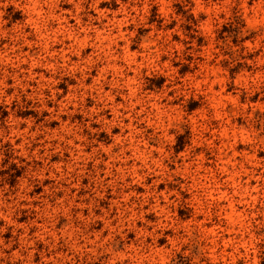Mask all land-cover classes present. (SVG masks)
I'll return each mask as SVG.
<instances>
[{
	"label": "rangeland",
	"instance_id": "374dc122",
	"mask_svg": "<svg viewBox=\"0 0 264 264\" xmlns=\"http://www.w3.org/2000/svg\"><path fill=\"white\" fill-rule=\"evenodd\" d=\"M121 2L124 5L129 4V0ZM147 2L152 6L147 23L139 28L135 24L121 27L120 32L129 34L135 32L136 35L131 37L132 43L127 53L124 52V44L129 36L125 35L116 41L119 45L116 51L123 60L112 64L110 71L115 75L122 71L126 63L132 65V61L135 60V65H144L141 72L148 86L143 87V93L160 96L167 86L174 90L167 92L169 97L180 94L177 101L163 105V111L166 112V116L162 117L163 123L153 121L151 112L148 113V123L153 124L149 133L158 131L159 135L164 137L165 154L172 152L175 162L165 161L167 171L160 175L153 173L146 176L145 172L150 171V165L144 172L137 171L135 175L129 174L120 180L121 164L116 163L112 171H109L108 160L111 158L107 157L105 152V165L99 176L88 175L80 178L79 183L83 188L75 186L77 184L75 178L71 180V187L67 181L61 180L55 201L49 200L45 194V188L54 184V181L46 179L41 187L29 179V185L35 184L31 191H27V196L34 201L32 211L31 213L22 211L18 215L13 214L11 218L17 224L30 226L28 232L33 237L38 232L46 236L53 232L61 234L67 232L69 235L80 236L82 238L80 241L74 240L69 245L75 251H79L85 242L93 241L105 250L104 244L112 234V229H122L116 239H126L127 248L112 252L107 261L127 251L130 257L128 264H233L237 247L246 243L254 244L259 249V254L264 256V63H262L264 29L252 38V43L259 45L261 52L248 57L253 61V66H249L243 63L242 56L239 60L236 56H230L227 60L221 59L222 56H228L231 45L237 44L236 40L229 44L231 33L227 26L228 12L224 8V0H204V11L197 13L199 19L188 16L190 21L188 24L181 23L179 19L185 15L182 5L173 3L172 9L179 11L176 12L177 18L168 25L164 24V18L160 13L161 10L167 12L169 9L160 3V0ZM91 3L92 0H87L85 7L91 15H96L91 9ZM187 3L191 5V11L196 12V5L192 0H187ZM250 4L252 7L259 6L260 19L264 20V0H250ZM3 5L7 7H0V11L4 12L0 19L6 22L3 25L5 31L22 36L25 34L23 28L28 20L35 21V27L30 29L32 36L24 48L28 53L24 59L28 63L22 64L21 69L28 68L34 59L38 64L59 61L56 67L60 75L54 78L60 82L55 86L49 85L44 90V95L48 96L51 95L49 90L51 87L60 89L62 95L57 96L56 104L59 108V102L69 97V89L76 86L79 79V73L76 79L63 73H70L73 64L83 68L93 53L99 55L102 54L101 49L108 50L109 40L86 39V35L95 36L97 33L93 29L100 30L103 25L99 21L91 24L83 22L78 25L74 18L76 4L62 2L60 9H67L72 14L65 15L63 20H52L51 27L45 31V28L40 27L41 21L33 13L23 10L27 6V0H0V6ZM139 6L141 8L144 6V0H141ZM119 7L115 0L111 5L107 3L98 5L99 9L110 10L104 24L123 19L118 12ZM131 7L136 8V3L133 2ZM53 15L59 16L60 13L55 12ZM132 16L136 23L140 22L135 13H132ZM178 25L180 31L189 34L187 41L182 40L181 36L173 31ZM57 29L60 31L57 32ZM169 32L172 33L171 36L168 35ZM111 35L117 36L119 33L113 28ZM145 37L150 41L147 52L142 48ZM59 41H63V44ZM79 42L85 45L82 52L83 61L74 54ZM135 52H139V55L130 56V53ZM156 53L160 54L158 61L155 59ZM0 54L5 60L12 59V53L4 51L2 45ZM41 56L43 58L39 59ZM61 56L67 57L66 67H60L66 63ZM233 62L236 64L235 68L231 67ZM135 65L128 69L130 78L135 75ZM104 67V64H100L98 68L92 70L90 77L83 83L91 87L96 77L101 74L100 68ZM150 70L151 76L148 75ZM34 72L45 77L50 76L47 68H36ZM19 74L27 75L26 72ZM6 75L8 76L6 83L9 85L14 83L12 76L16 73L9 75L0 70V78ZM226 80H230L231 83L225 85L223 82ZM28 83L30 87L25 91L29 93L33 88L39 87L36 80H29ZM104 91L105 93L109 91L107 85ZM238 92L243 94L238 96ZM12 93L13 89L8 88L4 99ZM78 94L71 93L73 96ZM253 94L255 98L251 99ZM24 100L29 107L27 110L16 112V116L23 119L37 117L36 109L40 108L39 102L33 106L32 101L26 97ZM116 103H123V97H117ZM92 104L91 99H88L85 107L90 109ZM47 105L53 107L51 101H48ZM75 106L68 105L70 110ZM157 107L160 108L161 105ZM42 115L44 119L37 117V124H44L53 132L62 127L61 120L69 121V117L61 114L60 120L47 122L50 116L47 110H44ZM105 117L108 120L113 118L110 107L105 109ZM11 119L13 117L9 110L0 105V127L6 129L5 134L8 136L17 131L5 123L10 124ZM83 120V115L77 114L71 123ZM124 123L128 124L129 121L125 119ZM165 124L168 126L167 132L164 131ZM92 126L101 127L95 123ZM26 127L25 124L20 125L21 130ZM119 132L118 127L113 128L114 135ZM126 135L131 136V133L126 132ZM140 140L141 137H135L136 145H140ZM15 142L19 144L20 140L16 139ZM104 142L110 145L112 141L106 133L101 132L99 144ZM144 143L151 148L157 147L146 138ZM11 146L10 141L6 142L5 147L10 149ZM34 150L35 146L32 151ZM92 151L93 149L86 148L84 155L87 156ZM134 152L135 149L125 152L124 155L131 157ZM139 154L147 156V149L141 146ZM40 155H43L42 151ZM64 155V164L70 167L71 154L65 152ZM151 156L156 160L159 159L160 153L152 152ZM8 159H11V153L8 154ZM8 159L4 161L5 164H8ZM57 162L59 157L53 155L46 176L53 174L51 164ZM20 163L21 165L25 163L23 157L20 158ZM36 164L39 168H44L43 161H36ZM136 164H140V160H137ZM87 168L91 173V164ZM124 171L131 173V162ZM27 172L28 168L16 164L11 165L8 170H0V189L7 186L11 195L16 196L17 192H21L20 185L24 182ZM10 173L12 178L8 182L3 178ZM125 183L129 187H123ZM37 197L40 199L37 200ZM145 199L147 203L141 208V202ZM6 204H12V200H7ZM49 204L52 205L51 208L48 207ZM6 211L11 209L6 208ZM141 212L145 213L144 219L153 223L157 222L158 217H165L168 228L163 238H159L158 229L153 232V227H146L143 220L136 219L134 223L132 222ZM73 215L77 217L75 223L72 220ZM57 217L59 222L53 228V222ZM117 217H123V223H120ZM91 221H96L99 226L90 232H82L81 225H88ZM3 224L4 221L0 220V226ZM23 231L22 229L20 235H23ZM138 236L143 238L138 240ZM10 237L11 229L5 235V239ZM196 243H199V249L194 247ZM39 247L41 256L36 264L47 260V257L43 256V245ZM129 249L131 251H128ZM106 250L111 252L110 247ZM236 264L245 262L237 260Z\"/></svg>",
	"mask_w": 264,
	"mask_h": 264
},
{
	"label": "clouds",
	"instance_id": "9594fccd",
	"mask_svg": "<svg viewBox=\"0 0 264 264\" xmlns=\"http://www.w3.org/2000/svg\"><path fill=\"white\" fill-rule=\"evenodd\" d=\"M66 2L68 4H76L75 8V19L78 25L83 22L91 24L94 21H99L103 28L100 30L93 29L97 34L95 36H87L86 39L91 41L93 39H107L110 41L108 50L104 51L101 49L102 54L93 53V56L88 58V62L84 64V67H79L78 64H73L71 72H65L63 75H71L73 79L77 78L79 73L78 84L69 89L70 95L64 101L59 102V108L56 107L57 96L62 95L59 88L51 87V95L45 96L44 90L49 85L55 86L60 80L54 78L60 75L56 65L59 61H53L51 63L38 64L34 59L30 66L26 69H21L22 64L28 63L24 57L28 56V53L24 51L25 45L32 36L30 29L35 27V21L29 19L27 24L23 28L25 33L22 36H17L15 33L5 31L3 28L5 21L0 19V45L3 46V50L12 53L11 60H5L4 56L0 54V70L7 72L9 75L16 73L12 76L14 83L9 85L6 83L8 76L0 78V105H4L13 117L8 124L9 128H15L17 131L8 136L5 134L6 129L0 127V170H8L11 165L16 164L21 167L28 168L26 178L20 185L21 192H17L16 196H12L8 187L0 189V220L4 221L3 226H0V264H36L37 260L40 259V245H43V256L47 257V260L41 261V264H128L129 255L127 251L124 254L117 256L111 261H107V258L112 252L119 251L127 248L126 239H116L117 235L120 234L122 229L113 228L112 234L108 240L105 241L104 249L95 242H85L83 247L79 251H75L70 248L69 245L74 240L80 241V236L69 235L65 233L53 232L50 236L41 235L39 232L35 237L31 236L28 232L26 225H20L15 222L13 214L18 215L22 211L31 213L32 205L34 201L27 196V191H31L35 184L43 186L46 179L52 180L55 183L50 184L45 188V194L49 200L55 201L57 199L56 192L60 190V181L65 180L69 183L70 187L71 180L76 179L78 188H83V185L79 183L80 178L88 175L99 176L100 172L105 165V152L108 160L109 171L115 167L116 163L121 164L122 174L119 177L120 180L124 179V176L132 174L135 175L137 171L144 172L145 169H151L145 172V175H157L163 174L167 171L164 162L174 163L173 153L167 152L165 154V140L164 137L159 135L158 131L149 133V129L153 127V124L148 123V113L151 112V118L153 121H162V117L166 116V112L163 111L164 104H171L180 98V94L177 93L172 97L167 95L168 91H174L169 89L167 86L165 92L160 96L143 93V87L148 86V82L145 76L141 72V68L144 65H135V60L132 61V65H135L136 72L133 77L128 76V69L132 65L127 63L123 67L121 72L112 74L110 71L112 64L117 61L123 60V57L119 55L116 49L119 45L116 44L118 39L123 38L125 35L129 36V39L125 41L124 52H128L131 47V37L136 35L135 32L124 33L120 32L121 27L129 24H135L137 28L147 23L150 13L151 4L144 0V6L141 8L139 5L141 0H129V4H122L121 0H115V4L119 5L118 12L123 16L122 20L109 21L104 24L109 15V9H99L98 5L101 3H107L111 5L113 0H92L91 9L96 12V15H91L85 7L87 0H27V6L23 9L26 12H31L34 16L41 21L40 27L45 28L47 31L51 24L50 22L54 19L63 20L65 15H71L67 9H60V4ZM136 3L137 7L132 8V3ZM160 3L164 4L169 11L165 12L161 10L160 15L164 18V24L168 25L172 23L173 19H176V12L179 9H172V4H181L183 7L184 16L179 17L180 22L188 24V16H192L199 19L197 13L204 11V0H192V3L196 5V12L191 11V5L187 3V0H160ZM0 7L6 8L7 5ZM224 8L228 12L227 26L231 33L229 37V44L231 45L232 40H236V45H231L228 50V56H222L221 59L227 60L230 56H236L237 60L240 57H244L243 63L253 66V61L248 59L249 56H255L261 52L259 45L252 43L254 35L259 33L261 29H264V20L260 19L261 12L258 10L259 6L252 7L250 0H224ZM59 12V16H54L53 13ZM135 13V17L140 18V22L136 23V19L132 16ZM4 16V12L0 11V17ZM115 28L119 35L112 36V30ZM60 29H57L59 32ZM178 35L181 36L182 40L187 41L188 33L179 30V25L176 29H173ZM172 35L171 32L168 34ZM145 43L142 48L147 52L149 48V38H144ZM56 42V41H53ZM63 44V41H59ZM155 46V45H153ZM85 45L83 42H79V47L74 53L83 61V49ZM183 51V48H181ZM17 53H19L17 55ZM239 54V55H237ZM139 52L130 53V56L136 57ZM155 59L159 60V53L154 54ZM43 57H39L42 59ZM174 58V57H171ZM61 59L66 63L60 65V67H66L67 57L61 56ZM264 63V61H262ZM100 64H104V68H100V75H98L94 81V84L89 87L83 82L85 79L90 77L92 70L98 68ZM232 68L236 67L235 62L231 65ZM36 68H47L49 69L50 76L45 77L40 73H35ZM20 72H26L27 75H20ZM148 75H152V70L148 72ZM108 77H112L108 79ZM62 78V76H61ZM29 80H36L39 84L38 88H33L31 93L25 91L29 88ZM23 81V83H22ZM225 85L231 83L230 80L223 82ZM108 86L109 91L105 93L104 87ZM239 86V81H237ZM8 88L13 89V93L6 96V90ZM76 92L78 95H71ZM243 92H238L237 95H242ZM122 96L123 103H116V98ZM33 102V106L39 102L40 108L36 109L37 117L43 120V111L47 110L50 113L47 122L54 120H60L61 114L69 117V121H60L62 127L57 128L55 132L52 129L46 128L44 124H37V117H29L23 119L16 116V112L27 110L29 105L25 103L24 98ZM251 99L255 98L253 94ZM88 99L93 102L92 107L89 109L85 107V103ZM187 100V97L185 98ZM51 101L53 107H48L47 102ZM69 104H75L71 110ZM157 105H161L160 108ZM111 108L113 118L111 120L106 119L105 109ZM81 114L84 117L83 121L77 123H71V120L77 115ZM127 119L128 124L124 121ZM93 123L101 125L99 128L93 127ZM25 124L27 127L23 130L20 129V125ZM118 127L120 132L116 135L113 134V128ZM34 129V130H33ZM168 126L164 125V131L167 132ZM104 132L111 139V144H99L100 133ZM126 132L131 133V136L126 135ZM141 137L140 145H136L135 137ZM43 137V138H41ZM151 140L152 143L156 144V148H151L145 145L144 139ZM16 139L20 140L19 144H16ZM11 142V148L5 147L6 142ZM131 141V143H130ZM78 142V143H77ZM33 146L35 150L32 151ZM144 146L147 149V156H141L139 154V148ZM93 149L87 156L84 155L85 149ZM135 149L133 156L126 157L125 152L132 151ZM41 151L43 155H40ZM65 152H70L69 164L67 167L64 164ZM152 152H159V159H152ZM11 153V159H8V154ZM55 155L59 157V162L51 164L53 174L46 176L45 173L49 170L51 157ZM23 157L25 163L21 165L20 158ZM8 159V164L4 161ZM140 160V164H136V161ZM36 161H43L44 168H39ZM129 162L132 164L131 173L124 171L127 168ZM91 164L92 172H88L87 166ZM67 167V171H65ZM12 174L10 173L7 177H4L6 181L10 182ZM34 180L35 184L29 185L28 180ZM159 181H157L158 183ZM123 187H129L126 183ZM91 185H89V189ZM85 189V190H89ZM7 194V195H6ZM12 200V204H6L7 200ZM37 200L40 197L36 198ZM127 202V198H125ZM24 202V203H21ZM147 203V199L141 202V208ZM52 207L51 204L48 205ZM11 209V211H6ZM130 210V209H129ZM39 211V209H37ZM150 211H152L150 209ZM144 212H141L140 216L133 218V223L136 219L143 220L146 227L152 226L153 232L159 230V238H163L165 230L168 228V224L165 222V217H158L157 222L153 223L144 219ZM77 217L73 215L72 220L75 223ZM99 219V218H97ZM120 223H123V217H117ZM59 222V217L53 222L52 227L55 228V224ZM35 222H33L34 225ZM99 225L96 221H91L88 225H81L82 232H90ZM11 229V237L5 239V235ZM23 235H20L21 230ZM153 233H147L152 235ZM99 233H97V239ZM142 236H138L137 239H142ZM110 247L111 252L106 249ZM196 249H199V243L194 245ZM242 249V250H241ZM128 251H131L130 249ZM63 253V255H58ZM202 254V253H201ZM237 260H242L245 264H264V256L259 254V249L254 244H244L237 247L236 255L233 257V264H236Z\"/></svg>",
	"mask_w": 264,
	"mask_h": 264
}]
</instances>
